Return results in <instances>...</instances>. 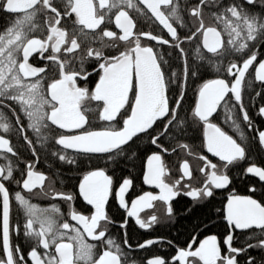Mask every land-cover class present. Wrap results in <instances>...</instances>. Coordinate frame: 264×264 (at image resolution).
<instances>
[{"label":"snow or ice","instance_id":"1","mask_svg":"<svg viewBox=\"0 0 264 264\" xmlns=\"http://www.w3.org/2000/svg\"><path fill=\"white\" fill-rule=\"evenodd\" d=\"M0 16V264H264V0H0ZM181 201L183 243L133 242Z\"/></svg>","mask_w":264,"mask_h":264},{"label":"flooded vegetation","instance_id":"2","mask_svg":"<svg viewBox=\"0 0 264 264\" xmlns=\"http://www.w3.org/2000/svg\"><path fill=\"white\" fill-rule=\"evenodd\" d=\"M4 22V18L2 16H0V24H2ZM145 27H147V25H145ZM264 51V50H262ZM89 70H91V68H89ZM257 121V120H256ZM13 142L14 144H16L17 147H19L20 145L16 142L15 138L13 139ZM21 154L22 155H28V153L21 149ZM172 163H175L176 160H177V157L173 156V157H169L168 158ZM0 163H3V161H0ZM192 164H193V167L196 166V161L195 160H192ZM40 167H44V162H43V157L41 158V165ZM140 173V168L138 169V172L136 173V175L138 176L137 180H136V191L138 192L140 187L142 186V176H139L138 174ZM124 175H127V172L125 173L124 172ZM120 176H121V173L120 171H118L116 173V177L115 179L116 180H119L120 179ZM73 180L72 182L70 183H66V185L68 186V190H71V186L75 183H77V180H78V177L73 175ZM118 186V185H117ZM145 190H152L150 189L148 186H143ZM236 188L238 191H240L241 193H243L245 191V187H244V184L241 183L240 181H237L236 183ZM220 199V196L218 195L217 196V200ZM34 202H37V201H34ZM38 203L41 205V206H46L48 204V201H38ZM83 203L82 200L78 199L76 204H77V207H79L81 204ZM114 201L110 200V204H109V209H110V212L114 215V217L119 220V215L116 214L115 212V208L112 206L114 205ZM184 201H181V204H178L176 205V208H177V223H167V224H160V225H157L155 227V229L151 232H147V233H144L142 232L141 230H136L134 231V234H133V242L135 243L136 240H140L141 242H143V239H147V238H154V237H165L167 239H173L174 242H179V243H183V240L185 238V236L187 235V233L185 232V221L186 220H183L180 218V213L182 212V205H183ZM61 207L66 211V205H61ZM15 211V210H14ZM158 211L162 214L163 212V209H158ZM214 231H217V232H221L223 231V226L221 225L220 228L218 229H214ZM115 232V230H114ZM177 237H178V241H177ZM164 249H162L161 247L159 246H155L153 247L149 252L147 253H141V255L143 256H151L153 253H156V252H163ZM253 255H258V253L254 250Z\"/></svg>","mask_w":264,"mask_h":264},{"label":"trees","instance_id":"3","mask_svg":"<svg viewBox=\"0 0 264 264\" xmlns=\"http://www.w3.org/2000/svg\"><path fill=\"white\" fill-rule=\"evenodd\" d=\"M206 78H208V77H206ZM189 98H191V93H189ZM246 102H247V98H246ZM259 103H260V101H257V106H259ZM251 114L255 117V111L253 110L252 112H251ZM256 122H257V124L258 125H264V122H262V121H260V119L259 118H256ZM222 123V122H221ZM222 126H224L223 124H222ZM225 127V130L226 131H230L228 128H227V126H224ZM140 168V162L139 161H137L136 162V169L134 170V172H133V175H136V173L138 172V169ZM118 172V171H117ZM124 172L126 173L127 172V169L125 168V170H124ZM61 173H62V175H63V178L65 179V182H67V183H70V182H72V180H73V175H69V174H67V169L65 168V169H61ZM121 173V172H120ZM185 227H188V221H185Z\"/></svg>","mask_w":264,"mask_h":264}]
</instances>
